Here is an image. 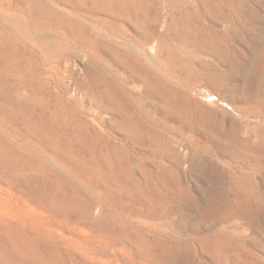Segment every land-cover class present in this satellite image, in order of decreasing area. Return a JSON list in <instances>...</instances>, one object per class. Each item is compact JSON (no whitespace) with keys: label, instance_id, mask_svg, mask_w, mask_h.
Segmentation results:
<instances>
[{"label":"rangeland","instance_id":"rangeland-1","mask_svg":"<svg viewBox=\"0 0 264 264\" xmlns=\"http://www.w3.org/2000/svg\"><path fill=\"white\" fill-rule=\"evenodd\" d=\"M147 1L152 5V9L149 11L150 14L158 15V24L154 27L158 39L155 38L150 44L138 48L141 51L144 48L142 53L145 56L140 58L142 61L144 60V63L147 61L146 66L149 65L147 66L148 69H157L156 72L159 73V76L163 80L165 78L166 96H163L165 98L162 101L156 99L158 96L153 99L149 98L146 106L136 105L135 109L142 110L149 118L146 121V127L143 129L144 136L154 135L155 138L154 136L151 137L157 142L153 140L150 144L147 141H143L144 143L137 142L134 144L135 146L127 144L122 132L113 124L116 122V109L105 103L106 101L98 108L94 103L91 92L78 87L74 83L75 80L83 83L89 81L84 74V64L86 62L73 58V61L69 64L68 73L66 72L63 75L64 83L62 86L66 89L60 86L59 93L64 104L71 110L73 109L74 113L90 121L93 124V130L97 131L102 137V142L95 147H92L94 144L87 141L82 144L89 146V149L94 152L95 158L110 159L111 167L109 166L106 169H110L109 171L112 170V172L116 170V160L122 157L121 152L124 150L128 161H130V167L134 169V177L138 181L142 180L140 174L142 169L141 159L152 175H156V165L150 158H146H148L147 153L151 150V147L154 151L159 148L157 152L162 153V157L155 152L156 156H160L156 157V160H161L165 165L168 185L174 191L177 192L178 188L176 187L183 185L191 191L193 197L197 198L198 191L206 192L212 185L216 186L214 184L218 183L217 190L228 192L232 186L228 180L230 179L233 187H235V177L237 176L239 178H236L239 181L236 180L240 184L248 185V190H252L253 195L255 193L254 199H260L259 201L262 200L264 204V95L258 93L259 88L264 85V63L255 71L254 76L256 77H252L254 79L252 82L253 87L248 88L245 79L250 74L249 71L253 69H250L251 49L248 44L250 38L257 36L259 31L252 29L254 35L250 36L247 30L250 27L248 17L237 12V9L253 11L262 21L264 20V0H211L214 5L220 7L225 18L223 20H212L209 16L203 15L199 21L200 27L204 29L199 40L200 44L199 42L195 45L188 43L189 46L184 42L185 46L182 44L183 39L180 34L179 10L183 0ZM185 1V5L189 9L192 8L189 2L195 4L201 2V0ZM24 3L23 1L22 5ZM102 17L111 20V23H113V18ZM121 27L126 33L127 40H131L132 44H136L137 41L141 40L134 27L127 24H122ZM251 27L257 28L258 25ZM105 36L104 38L108 40H103L109 44L110 51H112H106L103 54L104 64L100 73L104 74L98 75L99 79H102L99 89L113 95L116 93L117 84L122 92L121 94L118 90V95L124 101L127 97L132 98L128 100L131 103L145 100L144 81L147 78V70H138V81L132 83L131 78L129 79L131 77L130 72L119 68L120 66L118 67L112 61V58H116V56L123 60L121 54L115 51L118 49H115V47H118V43L124 39L115 35L113 38L111 35L108 36L107 33ZM193 45L197 48L195 49ZM27 51L26 57L19 64V68L31 67V72H36L38 68L37 61L40 56L31 49ZM112 52L114 53L112 54ZM176 52L180 55L179 57H177ZM108 53H111L113 57ZM117 53L119 56L114 55ZM72 54L74 55V52ZM172 57L174 58L172 59ZM8 59L11 65L14 66L13 59L11 57H8ZM47 62L41 61L39 66L44 69L50 67ZM149 62L152 66L148 64ZM1 66L2 63L0 62V68ZM109 70L111 73L107 72ZM70 72L76 74L75 79L69 76ZM52 74L59 75L51 73V76H53ZM24 75L26 76L24 77L25 80L35 84V89L33 93L23 90L18 92L21 107H14L13 113L17 115L19 112V118H10L8 114L5 116L1 110L0 100V159H2L0 160V194L2 195H0V198L5 197V200H3L5 205H9L14 212L19 209L23 213L21 219L24 228L38 232L40 235L46 234L45 245L47 244V248L49 247L58 259L61 258L58 264L137 263L140 260H137L134 254L131 253L132 255L127 256L116 252L115 249L120 246L116 247V243L112 244L109 235L115 236L121 223H131L138 226L140 216L136 210L141 214V207L127 200L125 192L116 188V184L111 181L108 184L103 180H97L96 183L94 181V184L91 181L83 184L75 179L73 175L80 176L82 172L81 167H77L74 162L81 165L82 161L85 163L88 161L83 149L81 152L80 146L77 148L76 146L68 147L66 145L58 147L63 153L67 152V158L60 156L57 159L53 148L31 139L30 132L23 125L25 122H33L36 125L40 123L48 128L54 125L53 120H60V115L67 117V119L69 115L66 116L63 112L66 106L61 108L54 99L47 100V97L42 96L38 82L32 78L34 74L25 73ZM60 77L62 78V75L53 76L51 81L58 82ZM125 77H127V80ZM54 86L57 87L58 85L54 83ZM244 86L247 87L248 92H244L247 91ZM250 88H253V90L250 91ZM10 90L12 89L4 88L2 90L8 95L6 100L8 105L15 103V91L13 90L10 93ZM68 107L65 108V111H69ZM160 112H164L165 116L168 115V118L165 117L166 121H164L165 119H163V115H160ZM152 119L154 120L153 123H151ZM41 120H44L45 123ZM68 125L71 126L72 123H68ZM66 129L71 131L75 128L66 126ZM67 136L69 137L70 133H67ZM136 144L139 146H136ZM68 152L72 154L69 158ZM143 153L147 154L146 157ZM152 159L154 158L152 157ZM205 162L210 165V170L212 168L211 171L209 170L211 176L201 183L198 171L201 165H196V163L203 165ZM73 166H76V168ZM124 166L126 167L125 164ZM193 166H195L194 169ZM196 166L199 167L196 168ZM212 166H215V169ZM100 168L105 170V167L101 164ZM213 169L223 175L217 173V175H213ZM116 175L119 176V173L117 172ZM116 182H122V179L116 178ZM213 182L215 183L213 184ZM2 189L4 190L2 191ZM234 189L243 192L246 187L237 185ZM44 194L47 197H43ZM55 201L60 202L62 207H68L71 212L68 215L60 209L57 212V209H54L50 204ZM70 204L72 206L74 204V206L72 207ZM134 207L137 208L134 211L138 215L127 218L123 214V210L133 209ZM26 211H28L27 214H25ZM52 212L56 214L51 215ZM34 215L37 219L33 217ZM105 216H109L111 219ZM169 221L166 228L167 233L160 234L159 232L165 229L163 226L167 225L161 220L153 221L154 224H157L156 226H159L154 230L159 235H156L151 228L146 229L145 235L149 236L150 239L156 237L165 241H172V243L182 242L186 237L194 238L196 236V234L188 231L183 234L182 238L171 237L170 234L173 233V230H179V227L176 225L174 216H170ZM39 222H42V224ZM236 223L239 229L242 228L240 232L242 231L247 241L252 236L256 237L258 241H262L260 238H264V234L261 232L248 231L249 228L244 221H237ZM45 228L47 230H43ZM110 232L111 234H109ZM202 233H207V229H204ZM176 235H180V233L177 232ZM108 242L110 245H107ZM111 246L112 248H110ZM193 247L194 251L197 252L198 247L195 243ZM247 248L257 255L262 260L261 262H264V249H257L249 242ZM200 254L202 258L207 259L206 255Z\"/></svg>","mask_w":264,"mask_h":264},{"label":"bare ground","instance_id":"bare-ground-1","mask_svg":"<svg viewBox=\"0 0 264 264\" xmlns=\"http://www.w3.org/2000/svg\"><path fill=\"white\" fill-rule=\"evenodd\" d=\"M13 1L0 0V62L2 63L0 68V100L2 113L5 116L8 114L10 118H19V112L17 115L13 113L14 107H21L19 105L20 94H18V92L21 90L28 93L34 92L35 84L24 79V77H26L24 75L25 73L34 74L32 78L38 82L40 86L39 90L41 91L40 93L43 94L42 96L47 97V100L54 99L61 108L66 106L59 93V87L64 83L63 75L66 72L68 73V67L73 61V58L81 59L86 62L84 64V74L89 82L83 83L75 80L74 83L78 85V87L91 92L94 103L98 108L101 107L104 101H106L105 103L116 109V122L113 124L120 132H122L127 144L135 146V143L143 141H147L150 144L153 140L151 136L154 135L144 136L143 134V129L146 127V121L149 118L142 110H137L135 108L137 107L136 105L146 106L148 99H153L155 96H158L156 99L162 101L163 98H165L163 96L166 93L165 78L163 80L159 76V73L156 72L157 69L155 70L154 67V69H148L147 66L149 65L146 66L147 61L144 63V60L142 61L140 58L145 56L142 53L144 48L142 51L138 48L150 44L155 38H157V34L154 32V27L158 24V15L150 14L149 11L152 9L151 3L147 0ZM23 1L25 3L22 5ZM184 1L185 0L181 1L179 10V17L181 20L180 34L183 41L181 38L179 41L181 40L182 44L184 42L186 44L193 43L195 45L198 44L204 31L199 25L200 18L205 15L209 16L212 20H223L225 15L220 7L214 5L211 0H201L199 4L189 2L192 7L191 9L186 7V1ZM237 10L238 14L248 17V24L250 27H248L247 30L250 36L254 35L252 34V29H257L259 31L257 36L255 35L250 38V43L248 44L251 49L250 69L253 68L250 70L252 72L249 71L250 74H248L245 79V82L248 85L247 87L249 88L252 86L254 80L252 77H256L254 76L255 71L264 63V20L261 21L253 11ZM102 16L113 18V23H111V20H107ZM122 24L134 27L141 40L137 41L136 44H132L131 40H127L126 33L121 27ZM253 25H258V27H251ZM106 33L108 36H113V38L115 35L124 39L118 43L119 45L115 42L118 47L114 45L116 46L115 49L118 48L115 51H118V53L121 54L123 60L117 58V56L116 58L113 57L112 54L115 51L112 52V54H108L112 55L111 57L114 58V60L112 58L114 64H117L118 67L120 66L119 68H123V70L130 72L131 77H129V79L131 78L132 83L138 81V70H147V78L145 77L146 80L144 81L146 101L143 99L141 102L135 101L131 103L128 101L129 99H132L130 97H127L126 101H124L118 95V90L120 91V89L117 87V84L116 93L113 95H109L107 92L99 89L102 79H99L98 75L101 74V67L104 64L103 54L106 51H112H110L109 44L103 40L106 39L104 38L106 37ZM183 45L185 46V44ZM28 49H31L40 56V59L37 61L38 68L36 72H31V67L19 68V64L26 57ZM112 49L114 50V48ZM72 52H74V55ZM118 53L114 55H118ZM176 53L178 54V52ZM179 56L180 55L178 54L177 57ZM8 57L13 59L12 63L14 66L11 65ZM173 58L174 57H172V59ZM41 61H48L47 63L50 67L45 69L41 68L39 66V62ZM148 64L151 65L150 62ZM107 72H110V70ZM51 73H56L60 76L62 75V78L60 77L58 82L51 81L53 76H59L54 74L51 76ZM69 76L74 79L76 78L74 72H70ZM125 78L127 80V77ZM54 83L58 86L55 87ZM247 87H245V89ZM4 88L12 89L10 90V93L13 92V90L15 91V103L12 105L6 103L8 95L2 92ZM62 88L66 89L64 86H62ZM259 89L258 93L264 95V85ZM252 90L253 88L250 91ZM244 92H248V90ZM120 93L122 94L121 91ZM65 108L63 109V112H65L66 116L69 115V118L67 119V117L60 115V120H53V126L45 128L40 123L36 125L33 122H25L23 125L27 127L26 130L30 132L32 140L53 148L54 153L57 155V159L60 156L67 158V152L63 153L58 147L66 145L68 147L76 146L77 148L80 146L79 148L81 149V152L84 150L83 153L86 154L88 161L86 163L82 161L81 165L74 162L77 167H81L82 174H79L80 176L73 175V177L83 184H87L90 181L91 183L94 181L96 183L97 180H103V182L108 184L109 181H111L116 184V188L125 192L127 200H130L134 205L141 207V214L135 207L133 209L123 210V214L127 216V218H131L137 213L139 214L138 226L132 225L131 223H121L118 227V233L115 236L112 235L111 232L109 233L111 235L108 234L109 239L112 240L111 243H116V247L120 246L118 249L114 248L116 252L127 256L131 253L134 254L135 257H137V260L140 261L133 264H264L257 255L247 248L249 242L257 249H264V238H260L262 241H258L256 237L252 236L249 241H247V238L243 236L242 231L240 232V229L242 228L239 229L236 223L237 221H244L249 228L248 231H258L264 234V204L262 200L259 201V198V200L254 199L255 193L253 192V195L251 192L252 190H248V185L246 186V184H240L238 182L239 180L237 178L239 177L235 175L237 178L235 177L236 182L234 185L246 187L244 191L242 190L243 192L235 190L234 188L236 186L233 187V183L230 182V179L228 181L232 186L228 192L220 191V189L217 190L216 186L218 183L215 182H213V184L215 183L214 185L216 186L212 185L206 192H203L202 190L198 191L197 198L193 197L191 191L183 185L176 187L178 188L176 192L168 185V176L165 165L161 160H156V157H160L162 154H160L159 151L157 152V150H159V148H157L158 145L156 151L150 146L151 150L149 151L148 149V155L143 153L145 157L146 155L148 156L146 159L150 158L156 165L157 170L155 176H153L154 174L152 175V173L144 166L141 159L140 163L142 169L140 170V174L142 180L138 181L134 177V169L130 167V161H128L124 150H121L122 157L116 160V170L113 172L112 170L109 171L110 169L108 170L106 168L111 165L110 159L106 160L102 157L98 159L95 158L94 152L89 149V146L82 144L87 141L94 144L92 147H95L102 142L101 135L93 130V124L90 121L84 119V117H81L79 114L74 113L75 111L73 109L71 110L68 107L69 111H65ZM160 113V115H163V119L168 116L167 114V116H165L164 112ZM170 117L171 116L169 115V118ZM153 119L151 120V123H153ZM166 120L167 119L164 121ZM41 121L45 123L44 120ZM68 123H72V125L69 126ZM66 126L68 128L74 127L75 129L67 131ZM67 133H70L69 137L67 136ZM155 137L156 136H154V138ZM136 146L139 145L136 144ZM155 152L160 156H156ZM174 154L172 155L176 158L175 156L177 155L175 154L174 156ZM70 155L72 156V154L69 153L68 158ZM152 157L154 159H152ZM200 163H196V165H201L198 171L200 173L199 181L202 183L210 178V171L212 168L210 170V165L206 162L203 163V165ZM100 164L105 167V170H101L102 168H100ZM76 166L73 167L76 168ZM194 167L195 166H193V169ZM198 167L196 166V168ZM196 168L195 170H197ZM214 171H212L213 175H223L221 172L218 173L215 171L214 173ZM117 172L119 173V176L116 175ZM116 178L122 179V182H116ZM151 179H153V181H151ZM3 190L4 189H2V191ZM45 196L46 195L44 194L43 197ZM4 198H0V264H58L61 258L58 259L56 255L50 251V248H47V244L45 245L46 234L40 235L38 232H35L30 228V230L24 228L21 219V214L23 213H21L19 209L14 212L9 205H5L3 201L5 200ZM66 202L68 203V201ZM54 203L52 204L51 202L50 204L54 209H57V212L59 209L67 215L71 212L68 207H62L60 202H56L57 204L55 203V205ZM64 205L66 206V204ZM134 210H136L137 213ZM27 212L28 211H26L25 214H27ZM53 214L56 213L52 212L51 215ZM170 216L176 218L175 222L179 227V230H173V233L170 234L171 237L176 236L182 238L183 234L188 231L196 234V236L194 238L186 237L182 242L172 243V241H165L164 239L152 236V239H150L148 238L149 236L147 237L145 235L147 228H151V230L153 229L154 231L155 228L159 227L156 226L157 224H154L153 221L162 220L163 223L167 224ZM33 217H35V215ZM80 219L82 220V218ZM42 222L39 223L42 224ZM110 222L112 223V221ZM163 227H165V229L160 230V234L167 233L166 228L168 227V224ZM204 229H207V233L203 234L202 232ZM43 230L47 229L45 228ZM176 231L180 233V235H176ZM146 234L148 235V233ZM156 235L159 234L156 233ZM194 243L198 247L197 252L193 249ZM108 244L109 242L107 245ZM110 248H112V246ZM200 253L206 255L207 259L202 258Z\"/></svg>","mask_w":264,"mask_h":264}]
</instances>
